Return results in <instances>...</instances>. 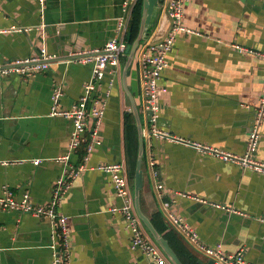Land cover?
<instances>
[{
	"label": "crops",
	"instance_id": "1",
	"mask_svg": "<svg viewBox=\"0 0 264 264\" xmlns=\"http://www.w3.org/2000/svg\"><path fill=\"white\" fill-rule=\"evenodd\" d=\"M169 1H159L128 77L145 131L142 209L153 223L158 217L176 233L183 243L178 247L197 255L199 264L211 259L169 223L167 212L183 217L204 242L222 243L225 253L242 251L247 261L264 264V173L204 154L193 145L155 138L148 129V115L141 108L143 49L146 41L162 36L157 25ZM136 3L0 0V65L36 55L44 46L58 57L45 71L0 75V195L6 189L17 197L29 191L34 205L55 201L57 212L67 216L70 264H148L142 251L132 247L125 217L111 210L120 200L109 176L96 168L112 161L128 166L137 159L138 127L123 82L126 54L120 74L108 67L98 84L96 96L104 107L102 143L88 160L86 142L72 155L70 170L86 164L75 177L56 160L68 150L73 123L50 115L57 84L64 90L62 106L70 107L92 74L91 64L69 61L70 53L102 48L127 33ZM142 12L143 4L141 17ZM183 21L196 33H180L168 53L159 126L177 137L243 154L264 91V0H187ZM130 113L133 124L127 119ZM256 158L264 161V123ZM34 159L42 160L35 164ZM63 176L69 186L55 194ZM157 180L165 192L157 190ZM60 242L48 217L0 209V264H52L51 245Z\"/></svg>",
	"mask_w": 264,
	"mask_h": 264
},
{
	"label": "built area",
	"instance_id": "2",
	"mask_svg": "<svg viewBox=\"0 0 264 264\" xmlns=\"http://www.w3.org/2000/svg\"><path fill=\"white\" fill-rule=\"evenodd\" d=\"M41 4L45 0H39ZM137 2V0H131ZM187 0H170L162 15L157 31L162 34L158 39H150L144 43L143 51V79L145 81L144 103L141 108L148 115V129L155 138H165L177 140L195 146L204 154L215 156L226 162H233L243 168L252 169L264 173V161L256 158L261 140V127L264 123V91L259 98V106L256 112L254 126L250 132L248 146L243 154L226 151L212 147L198 141H191L177 137L170 132L163 130L159 126L161 115V97L166 93L167 88L161 83L163 74L169 66L168 53L173 49L175 40L180 33H196L189 28L183 21ZM169 24V27H167ZM127 31V30H126ZM124 33V31H122ZM126 32L117 35L105 43L102 48H87L84 50L71 52L69 61L77 63H89L92 65V74L88 81L84 83L82 95L70 107L62 106L64 90L57 84L52 93V107L50 115L63 116L70 119L73 123L71 141L66 153L56 157L66 167L69 176L75 177L86 169L83 162L77 169L70 170V160L72 155L80 149L86 142V154L84 160H88L91 153L102 143L99 138V127L104 116V107L100 98L96 95L97 87L104 77L108 67L113 69L115 75L120 74L121 61L129 49L126 41ZM238 49H242L239 45ZM57 55L50 53L46 46L36 55L19 57L0 65V75L10 74L31 75L39 71L48 70L57 61ZM92 120V133L88 138L87 130ZM42 159H34L38 164ZM155 160L150 161L152 174L158 177V171L154 169ZM97 169L104 171L110 178L114 193L120 200V204L114 205L111 210L121 213L126 220V227L131 234L132 247L140 249L148 258V264H173L159 245L147 234L145 227L140 219L134 204L132 183L129 179V170L126 161H112L100 163ZM55 194H58L67 183V176L57 179ZM159 192H165V185L160 180L155 184ZM197 200L205 201L199 197ZM16 210L19 212H31L39 216L48 217L56 225L60 233V243H53L52 264H70L68 248V227L67 216L60 215L56 210V202L52 201L47 205H34L31 201L29 191H24L20 197L6 189L0 195V209ZM232 210V209H230ZM235 210H233L234 212ZM169 223L175 227L185 239L198 251L204 253L212 259L215 264H255L247 261L242 251L235 254H227L223 250L222 243L210 245L204 242L196 229L191 227L183 217L169 211L167 212Z\"/></svg>",
	"mask_w": 264,
	"mask_h": 264
},
{
	"label": "water",
	"instance_id": "3",
	"mask_svg": "<svg viewBox=\"0 0 264 264\" xmlns=\"http://www.w3.org/2000/svg\"><path fill=\"white\" fill-rule=\"evenodd\" d=\"M160 0H143V12L140 22V28L137 37L135 38L132 46L130 48L129 53H126L127 61L124 67L123 73V82L124 87L127 92V95L130 99L132 105V111L136 119L137 127H138V154L134 169L133 175V198L136 211L142 220L143 225L146 227L148 232L153 237L154 241L159 245L162 251L166 254V256L170 259L173 264H184L177 252L171 246L169 240L156 228L152 220L144 213L141 206V190L144 186V148H145V131L143 128V124L141 121L140 110L135 101L134 92L131 90L130 85L128 84V77L131 73V63L135 56V53L141 43L144 40L148 33V28L151 26L153 21V16L155 13V9ZM201 264H215L211 259L207 263L203 262Z\"/></svg>",
	"mask_w": 264,
	"mask_h": 264
},
{
	"label": "trees",
	"instance_id": "4",
	"mask_svg": "<svg viewBox=\"0 0 264 264\" xmlns=\"http://www.w3.org/2000/svg\"><path fill=\"white\" fill-rule=\"evenodd\" d=\"M142 4H143V0H138V3H136L135 8L133 10L131 24L126 33V37H125L128 44H131L138 34L140 19H141ZM128 117L131 120L129 122L133 124L134 122L133 114L130 113L129 115H127V119ZM127 125L129 126L128 122H127ZM135 149H136V146H135ZM135 160H136V157H134V160H132L131 162H128L129 179L132 184H133V175H134L135 162H136ZM153 221L155 225L157 226V228L159 229V231L162 232L164 236L169 240L170 244L175 249V251L177 252V254L179 255V257L181 258L184 264H199V261H198L199 258L197 257V255L190 252L188 249L184 248L185 247L184 245L182 249L178 247L179 243L181 244L183 243L178 238L176 233H174L172 230H169L168 226L164 222H160L158 217H154Z\"/></svg>",
	"mask_w": 264,
	"mask_h": 264
}]
</instances>
